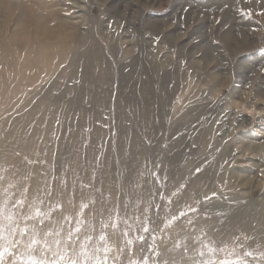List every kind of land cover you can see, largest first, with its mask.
I'll return each instance as SVG.
<instances>
[{
  "label": "rangeland",
  "instance_id": "1",
  "mask_svg": "<svg viewBox=\"0 0 264 264\" xmlns=\"http://www.w3.org/2000/svg\"><path fill=\"white\" fill-rule=\"evenodd\" d=\"M40 1H64L73 7L71 18L79 14L68 0ZM87 5L76 45L65 52L57 73L43 74L58 63L51 59L58 41L41 63L30 47L26 54L21 47L10 58L0 55V165H15L0 175L34 172L35 189L44 169L26 167L14 152L35 159L36 152L47 150L51 160L58 148L57 165L71 163L87 183L103 145L96 186L102 182L105 195H117L129 176L135 181L146 162L151 171L159 165L168 192L186 185L173 213L216 192L217 198L201 203L199 224L223 236L239 226L242 232L233 237H240L243 248L236 247L232 258L264 264V15H257L264 12V0H88ZM241 9H251V18ZM3 40L0 35V44ZM144 184L147 196L153 184ZM229 200L238 203L220 224L215 213L228 208ZM205 211L210 220L203 219ZM183 226L179 219L163 233L161 247L182 240ZM227 240L231 244L232 236Z\"/></svg>",
  "mask_w": 264,
  "mask_h": 264
},
{
  "label": "snow or ice",
  "instance_id": "2",
  "mask_svg": "<svg viewBox=\"0 0 264 264\" xmlns=\"http://www.w3.org/2000/svg\"><path fill=\"white\" fill-rule=\"evenodd\" d=\"M0 7L15 13V19L11 21L6 12L0 13V35L4 37L0 55L10 58L13 50L19 51L21 47L26 54L30 47L34 56L42 59L52 43L42 35L47 13L37 15L34 11L37 5L32 0H4ZM240 12L248 18L252 16L251 9ZM63 15L71 18L70 12ZM257 15H264V12ZM15 20L31 23L26 35L13 29ZM64 39V36L59 37L61 42ZM260 51L264 54V48ZM261 71L264 73V66ZM68 131L71 133V127ZM40 140L43 142V138ZM146 142L151 144L150 140ZM87 146L85 141L83 147L87 149ZM101 149L87 183L71 163L57 165L58 148L52 153L51 160L47 150L36 152L35 159L14 152L26 167L39 166L44 171L40 173L42 180L35 189L31 184L34 172L18 177L13 174L10 178L0 175V264H248L242 257L232 258L236 247L243 248L239 236L232 238V244L227 241L218 244L209 235V228L199 224L201 203L217 198L216 192L203 196L202 200L196 199L192 204L185 203L175 214L172 212L175 198L186 185L180 184L168 192L167 178H160L159 165L151 171L146 162L144 171L135 181L129 176L127 187L121 181L117 195L113 196L111 191L105 195L102 182L99 188L96 186L97 172L102 168L103 145ZM84 159L88 163L86 151ZM116 163L119 164L118 158ZM14 167L0 165V171L7 173ZM195 171L199 173L201 169ZM117 175L123 176V173L118 171ZM146 178L150 179L146 181ZM144 182L153 184L147 196L143 194ZM222 199L227 200L226 197ZM227 203L228 208L215 213L220 224L238 202L229 200ZM211 218L207 211L203 213L204 220ZM179 219L184 220L185 236L175 241L172 248H162L163 233L175 229ZM158 234L160 243L157 242ZM145 249L150 254L146 255ZM221 253L223 258H220ZM243 255L253 257L254 253L244 251ZM260 255L264 257V253Z\"/></svg>",
  "mask_w": 264,
  "mask_h": 264
},
{
  "label": "bare ground",
  "instance_id": "3",
  "mask_svg": "<svg viewBox=\"0 0 264 264\" xmlns=\"http://www.w3.org/2000/svg\"><path fill=\"white\" fill-rule=\"evenodd\" d=\"M50 1V0H48ZM52 1V0H51ZM69 3H72V5L76 6L78 9V16L76 17V19L73 18H68L65 16H62V13L65 12H69L71 9H73V7L67 6V4L64 3V1H53V2H47L43 3L40 0H32V2L34 4L37 5V8L34 9V11L36 12L37 15H43L44 13H47V24L44 27V31L42 32V35L47 38L50 39L52 42L53 41H58L57 42V48H59V52H56L53 55V58L51 59H55L58 60V63L56 61V64H53L51 67L49 68H45L44 69V73H48L50 71H52V69L55 71V73L58 72L59 66L62 64V62H64V54L65 52L71 51L75 45H76V40L78 38V31H79V27L83 24V16L82 14L85 13V11H87V3L88 0H68ZM103 1V0H102ZM105 1V0H104ZM110 1V0H109ZM4 0H0V5H3ZM68 3V2H67ZM68 3V4H69ZM92 3V2H91ZM114 3V2H113ZM70 5V4H69ZM104 5V4H103ZM1 9H3V13H7V17L10 21V15H14L13 11L10 10H6L3 7H0ZM51 9H55V11H51ZM62 14V15H61ZM76 16V14H75ZM85 18V17H84ZM16 21V25L14 26V30L21 33V34H27L29 29L32 27L30 22H24L22 20H15ZM85 24V23H84ZM85 27V26H82ZM84 29V28H83ZM82 31V30H81ZM83 32V31H82ZM64 36L65 39L61 42L59 40V37ZM83 36V35H82ZM81 36V37H82ZM80 38V37H79ZM52 45V44H51ZM15 51V50H14ZM29 51L32 52V49H30ZM52 49L49 50L47 52V54L51 53ZM18 52V51H17ZM76 55L74 52H70V54ZM12 54V53H11ZM20 55V54H18ZM22 55V54H21ZM16 56V55H15ZM21 57V56H20ZM36 58L34 55L31 56ZM46 57V56H44ZM50 58V57H48ZM14 58H12L13 60ZM17 59V58H16ZM19 59V58H18ZM37 59V58H36ZM5 60V59H4ZM40 63L42 59H37ZM10 62V61H9ZM11 63V62H10ZM64 72V71H63ZM63 72L61 71L59 75L63 74ZM52 72V74H55ZM221 80V79H220ZM230 80V79H229ZM216 81V80H215ZM226 81V80H225ZM227 82V81H226ZM225 82V83H226ZM221 84H224L221 82ZM225 85V84H224ZM250 85V84H249ZM234 90V89H233ZM251 94V93H250ZM232 95V94H231ZM255 96V95H254ZM249 97V95H248ZM256 97V96H255ZM257 98V97H256ZM244 99V98H242ZM231 102H234L233 100ZM235 103V102H234ZM239 103V102H238ZM247 103V102H246ZM240 105V104H239ZM243 105V104H242ZM245 105V104H244ZM240 107V106H239ZM229 109V108H228ZM248 110V109H247ZM254 113V112H253ZM46 124V123H45ZM43 126V125H42ZM55 131V130H54ZM52 132V131H51ZM263 146V145H262ZM256 163V162H255ZM258 163V162H257ZM257 163L255 165H257ZM244 166V165H243ZM264 166V165H263ZM255 168V167H254ZM253 168V169H254ZM23 170V169H21ZM20 170V171H21ZM23 173V172H21ZM19 176V175H18ZM17 176V177H18ZM7 178H9V174L6 175ZM246 180V178L244 179ZM33 182V181H32ZM245 184V183H244ZM246 187V186H244ZM239 188V187H238ZM191 189H188L187 191L190 192ZM242 232V228H240L239 226L234 227L231 226L230 231L227 233V235L223 236L221 233H213V234H209L210 236H212L217 242L218 244L223 242V241H227L229 242L227 239H229V236L237 234ZM230 244V243H229ZM232 244V243H231ZM234 246V245H233ZM262 247H264V243L262 245ZM192 255H195V253H192Z\"/></svg>",
  "mask_w": 264,
  "mask_h": 264
}]
</instances>
